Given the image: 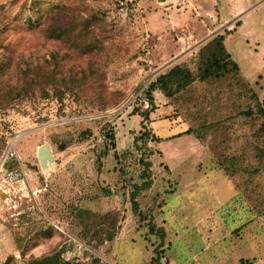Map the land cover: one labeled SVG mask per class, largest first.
Listing matches in <instances>:
<instances>
[{"label":"rangeland","instance_id":"rangeland-1","mask_svg":"<svg viewBox=\"0 0 264 264\" xmlns=\"http://www.w3.org/2000/svg\"><path fill=\"white\" fill-rule=\"evenodd\" d=\"M193 2L211 12L216 5L229 23L187 30L186 19H202ZM233 2L0 0L2 87L31 66H51L52 57L55 72L85 79L75 90L59 86L60 99L45 86L46 94L34 88L0 107V153L14 138L26 176L24 187L0 182V264H26L53 252L61 264H149L158 238L145 237L147 225L138 226L128 199L143 181L150 185L135 200L143 217L163 228L161 263L166 257L172 264H264V159L255 156L253 120L240 113L253 106L251 91L258 100L264 96V0H236L241 9L229 15ZM49 3L96 15L90 30L98 48L83 54L46 38L43 16L35 17ZM224 29H231L225 48L251 83L234 76L194 80L169 98L155 90L152 122L142 121L137 113L149 108L142 106L148 82L174 64L194 71L200 45ZM187 127L189 134L150 138ZM44 142L53 155L45 167L36 159ZM77 209L115 211L114 238L98 245L82 238Z\"/></svg>","mask_w":264,"mask_h":264},{"label":"trees","instance_id":"trees-1","mask_svg":"<svg viewBox=\"0 0 264 264\" xmlns=\"http://www.w3.org/2000/svg\"><path fill=\"white\" fill-rule=\"evenodd\" d=\"M42 16L43 19L40 28L46 38L59 40L83 54L98 48V40L92 36L90 30L91 25L94 24L96 20V15L93 13L82 16L79 11H73V9L64 4L49 3L43 9V12L35 17V20H38V18ZM236 23H238V21H236L235 24ZM230 33L231 29H224L222 33L213 35L200 45L195 55L194 71L189 69L185 64H174L163 72L155 75L154 79L148 82L145 89V97L147 98L149 108L143 109L140 113H137L141 116V120L152 122L149 113L154 109L152 92L155 90L160 91L165 97L169 98L186 89L194 80L207 81L209 79L216 80L224 76H234L236 81L247 83L239 75L237 63L231 59L229 53L225 49L223 41L225 36ZM51 62V66L49 64L46 66H31L23 72L18 79L19 81H16L13 85H5L3 87L0 85V107L8 104L13 98L31 94L34 88H38L46 94L45 86H50L53 90L52 94L57 99H60L63 91L59 86L65 89L75 90L85 82L83 74L78 77L74 75L64 76L58 74L53 69L56 65V61H54L53 57ZM1 73L2 66L0 65V75ZM249 96L253 100V106L248 105L244 110L240 111V113L244 117L253 120L251 122L253 126L251 133L255 136V156L262 160L264 159V96L262 99L258 100L252 91ZM254 120L258 121L254 122ZM191 132L192 129L187 127L179 132L165 136L166 138L154 134H150V138L159 142L163 139H169ZM105 136L108 138L112 154L115 157L113 134L112 132H107ZM145 137L146 134L145 136L143 135V137L142 134L139 135V138H141L143 142ZM258 141H260V144H258ZM106 151L107 149L105 148L103 154H105ZM4 165L7 168L12 167L15 165V161L14 159L5 160ZM219 167L225 174H229L225 166L220 164ZM149 185V181H143L138 185H133V189L128 197L130 208L132 213L139 219L138 226L141 225V222L147 225L145 237L148 233H151L155 234L158 238V242L153 246V255L149 259V264H167L165 257H163V263L159 261V258H162L161 256L165 250L163 247V228L161 226H155L151 222L150 216H148V218L143 217L135 200V195L138 191L148 188ZM74 217L77 218L78 224L82 228V238L88 236L94 239L95 245L102 242H110L115 236L118 227V219L115 211L96 213L88 209H77L74 211ZM62 262L59 254L53 252L52 254L38 258L31 257L26 261V264H61Z\"/></svg>","mask_w":264,"mask_h":264},{"label":"crops","instance_id":"crops-1","mask_svg":"<svg viewBox=\"0 0 264 264\" xmlns=\"http://www.w3.org/2000/svg\"><path fill=\"white\" fill-rule=\"evenodd\" d=\"M233 3L234 4L232 6V11L229 12V15L231 13L236 14L241 9L240 6L238 4H236L237 3L236 0H234ZM190 8L195 11L197 17L202 16V19L200 20L201 21L200 23L197 20H195L194 17H191L190 19H186L187 22H190L189 23L190 24V27H188L187 30H189V29L190 30H194L195 29L196 31L202 32L203 31L202 29H209V30L210 29H213V28H211V26H213L214 23L217 24V26H220L221 25L223 27H224V25H227L229 23V20H225V18H223L224 17V13L221 12V8H217L216 5H215V8H214V11L213 12L207 11V10H203L202 9V6L200 4H197L196 2L191 3ZM204 18H206L207 20H205ZM220 20L222 21L221 23H220ZM237 21L239 23V22H241V19L238 18ZM171 22H172L173 25H175L174 28L184 29V27L181 24H177L175 21H171ZM227 36H225L224 41H226ZM224 41H223V43H224ZM224 46H225V43H224ZM229 55H230V53H229ZM260 58H261L262 62L264 63V56H261ZM242 78L246 82H248L249 84L251 83V82H249V80L245 79L244 77H242ZM254 83L256 84V82H254ZM165 259H166L167 264H172V263L169 262V260H167L166 257H165Z\"/></svg>","mask_w":264,"mask_h":264},{"label":"built area","instance_id":"built-area-1","mask_svg":"<svg viewBox=\"0 0 264 264\" xmlns=\"http://www.w3.org/2000/svg\"><path fill=\"white\" fill-rule=\"evenodd\" d=\"M183 3V1H176L177 5H181ZM118 5L121 6L122 1H119ZM142 104L143 107H147L148 101L146 98H142ZM14 140L15 139L13 138L5 141L4 149L0 153V182L6 183L8 185H11L12 183H18L24 187V185L26 184V176L24 170L19 164L14 151L12 150ZM6 159H14L15 165L9 168L5 167L4 162Z\"/></svg>","mask_w":264,"mask_h":264},{"label":"water","instance_id":"water-1","mask_svg":"<svg viewBox=\"0 0 264 264\" xmlns=\"http://www.w3.org/2000/svg\"><path fill=\"white\" fill-rule=\"evenodd\" d=\"M37 163L43 167L47 166L53 161V155L51 154L48 143L44 142L36 148Z\"/></svg>","mask_w":264,"mask_h":264}]
</instances>
